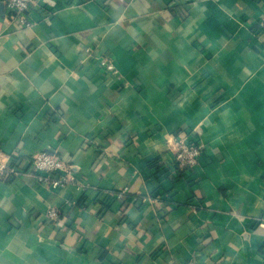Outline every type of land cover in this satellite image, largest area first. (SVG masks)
<instances>
[{
    "label": "crops",
    "instance_id": "0c3cea01",
    "mask_svg": "<svg viewBox=\"0 0 264 264\" xmlns=\"http://www.w3.org/2000/svg\"><path fill=\"white\" fill-rule=\"evenodd\" d=\"M30 16L0 0V147L78 182L0 183V264H264V0H37ZM183 136L201 156L173 177Z\"/></svg>",
    "mask_w": 264,
    "mask_h": 264
},
{
    "label": "built area",
    "instance_id": "2783aa9c",
    "mask_svg": "<svg viewBox=\"0 0 264 264\" xmlns=\"http://www.w3.org/2000/svg\"><path fill=\"white\" fill-rule=\"evenodd\" d=\"M36 2L37 0H3L9 19L25 29L32 26L30 12ZM258 27L261 35H264V17L259 20ZM101 65L109 76L120 79L118 69L109 58L103 59ZM176 146V155L169 170L173 177H180L189 173L198 163L201 148L189 136L176 138ZM77 173L78 169L75 165L50 154L39 153L24 161L19 155L7 154L0 147V183H13L18 179L26 178L52 190H58L77 183ZM116 197L121 198L122 195ZM60 220V212L50 209L46 221L56 226ZM185 264H198V262L192 260Z\"/></svg>",
    "mask_w": 264,
    "mask_h": 264
},
{
    "label": "trees",
    "instance_id": "16d2710c",
    "mask_svg": "<svg viewBox=\"0 0 264 264\" xmlns=\"http://www.w3.org/2000/svg\"><path fill=\"white\" fill-rule=\"evenodd\" d=\"M161 170H162V167H160V166H157V167H156V171H157V172H159V171H161ZM46 224H47L48 226H50V223L47 222Z\"/></svg>",
    "mask_w": 264,
    "mask_h": 264
}]
</instances>
